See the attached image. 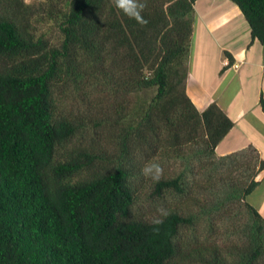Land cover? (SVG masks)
I'll return each instance as SVG.
<instances>
[{
  "label": "trees",
  "instance_id": "16d2710c",
  "mask_svg": "<svg viewBox=\"0 0 264 264\" xmlns=\"http://www.w3.org/2000/svg\"><path fill=\"white\" fill-rule=\"evenodd\" d=\"M230 1L251 36L264 43V0ZM140 2L146 5L140 13L146 24L118 9L114 0H64L61 8L48 10L60 35L59 45L51 47L28 28L30 4L0 3L7 5L0 13V264L189 262L187 255L180 256L177 237L193 215L169 209L158 217L162 223L154 224L156 217L133 209V179L143 175L151 153L162 147L164 132V152L181 156V141L189 143L190 155L181 156L188 165L198 157L216 172L226 165L230 173L219 175L224 186L212 208L227 212L226 206L230 212L241 206L247 215L226 252L196 249L195 260L264 264V213L249 199L256 188L264 191V178L262 185L256 180L264 160L254 158L249 147L216 155L233 120L214 102L198 111L185 91L195 0ZM84 73L97 85H112L114 92L121 83L125 94H136L137 107L119 122L113 167L74 179L94 159L89 153L56 158L75 126L59 116L53 91L61 78L75 81ZM260 102L264 111V99ZM139 147L147 151L143 161ZM184 184L180 171L155 182L154 193L180 196Z\"/></svg>",
  "mask_w": 264,
  "mask_h": 264
},
{
  "label": "rangeland",
  "instance_id": "374dc122",
  "mask_svg": "<svg viewBox=\"0 0 264 264\" xmlns=\"http://www.w3.org/2000/svg\"><path fill=\"white\" fill-rule=\"evenodd\" d=\"M5 1L7 0H0V3ZM23 1L31 5L32 11L28 16L29 30L35 36H43L46 47L58 46L60 43L59 31L50 20L48 10L61 8L64 0ZM200 6V3L197 4V7ZM6 9L7 5L0 4V13ZM243 26L245 24H240V32ZM209 49V53L212 54L211 48ZM96 83L95 79L84 73V75L77 77L75 81L61 78L55 83L53 91L59 116L70 120L75 126V132L71 138L58 147L56 158L60 160L68 155L89 153L94 159L93 164L77 173L74 179L88 178L96 173L108 171L113 167L116 161L114 138L120 132L119 122L132 107L134 112L135 106L137 107L136 94H125L123 91L125 87L121 83L117 88V92L112 90V85L107 87L104 83L98 85ZM234 90L235 82H232L224 93L229 96L227 93ZM153 93L154 90H149L147 95L151 96ZM165 134L166 132L160 135L163 140L161 142L162 147L157 149L155 153H151L150 160L145 165L153 162L159 163L164 169L163 177L175 176L182 171L186 181V184L183 185L184 193L179 196L177 193L167 191L163 196L157 197L154 193L155 182L149 177L139 175L133 179V184L136 187V199L133 209L137 215H146L152 218L159 217L157 210L160 208L167 211L179 208L183 213L193 215L192 223L179 229L178 249H182L180 256H183V253L188 256L189 262L186 264H203L196 261L195 254L191 253L196 249L205 247L208 250L214 248L215 251L226 252V247L237 242V225L244 224L247 215H243L241 206L230 212H228L226 206L223 208L227 212L223 210L214 211L212 208L217 200L216 196L219 188L224 186L219 175L230 173V169L226 165H221L216 172V169L212 170L213 166L209 165V161L203 160L202 163L199 161V157L188 165L181 156L190 155L189 143L185 139L181 141L180 145L183 152H178L181 156L169 151L164 152L163 149L167 145L164 138ZM141 148L139 147L138 158L143 161L141 156H145L147 151H143ZM248 149L258 161L262 159L256 148L249 147ZM216 155L223 156L217 152ZM187 166L194 168L195 174L190 173ZM232 174L238 175L239 171L235 170ZM259 176V174L256 175V178ZM192 196H197L198 200L193 199ZM259 196L260 190L254 192L249 197L250 202L256 203ZM235 207L237 206L235 205ZM261 213H264V207L261 209ZM181 258L179 257V260Z\"/></svg>",
  "mask_w": 264,
  "mask_h": 264
},
{
  "label": "crops",
  "instance_id": "0c3cea01",
  "mask_svg": "<svg viewBox=\"0 0 264 264\" xmlns=\"http://www.w3.org/2000/svg\"><path fill=\"white\" fill-rule=\"evenodd\" d=\"M199 3L201 6L197 7ZM194 11L186 94L198 111L214 102L233 120L217 153L225 155L252 147L264 159V111L260 102L264 99V43L251 36L233 2L195 0ZM240 24H245L241 32ZM232 82L235 90L226 96L224 91ZM258 174L256 180H261L262 185L264 169ZM255 206L259 210L264 207V191L260 190Z\"/></svg>",
  "mask_w": 264,
  "mask_h": 264
},
{
  "label": "clouds",
  "instance_id": "9594fccd",
  "mask_svg": "<svg viewBox=\"0 0 264 264\" xmlns=\"http://www.w3.org/2000/svg\"><path fill=\"white\" fill-rule=\"evenodd\" d=\"M114 2L118 9L136 19L138 23H147V21H145L140 14L146 5L141 3L140 0H114ZM141 172L144 176L151 178L153 182H159L164 175L163 167L159 163L155 162L145 165ZM157 211L159 213V217H165L169 214L168 211L163 208H160ZM153 223L160 224L162 223V219L155 218Z\"/></svg>",
  "mask_w": 264,
  "mask_h": 264
}]
</instances>
